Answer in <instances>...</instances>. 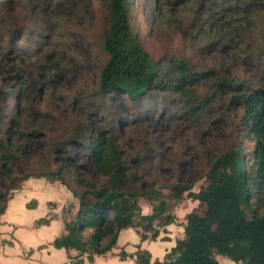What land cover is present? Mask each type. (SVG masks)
<instances>
[{"label": "trees", "instance_id": "trees-1", "mask_svg": "<svg viewBox=\"0 0 264 264\" xmlns=\"http://www.w3.org/2000/svg\"><path fill=\"white\" fill-rule=\"evenodd\" d=\"M53 1L43 0L47 4ZM96 1L107 11L100 36L107 59L100 67L95 91L99 99L95 115L102 126L95 128L86 120L68 125L60 115L50 118L45 147L52 160L46 164L34 162L35 169L28 162L30 146L41 131L24 132L19 122L7 131L0 130V183L4 185V191L0 190V216L5 212L8 193L18 190L24 181L59 182L79 203L65 223V233L52 242L55 249L78 253L75 258L68 255L71 264H82L84 255L91 263L95 256L110 252L121 230L174 224L176 218L167 197L136 172L145 164V155H136L130 163L124 157L115 126L124 127L130 121L108 113L107 102L122 98L158 102V98L170 94L183 105L185 121L191 122L210 110L217 95L227 89L232 100L246 111L238 126L241 140L209 164L205 185L198 192L181 182L168 187L169 199L176 201L186 194L203 204L205 212L185 215V238L176 242L162 262L154 264H218L216 256L234 264H264V57L263 76L252 84L245 79L221 78L213 70L198 72L181 57L153 61L131 30L129 16L134 0ZM10 2L0 0V5L8 6ZM23 34L24 28L9 31L12 49ZM7 68L8 79L22 83L21 68L13 62ZM202 89L210 96H201L198 92ZM79 101L90 102L87 97ZM80 156L87 162L77 161ZM132 182L140 185L132 189ZM139 198L152 203L150 214L141 213ZM30 204L28 208L35 205L34 201ZM71 208L68 206L69 211ZM48 223L41 219L36 225ZM158 236L159 232L152 230L150 236L141 234V239L156 240ZM119 257L125 260L127 256L121 252ZM149 262L148 253H136V264Z\"/></svg>", "mask_w": 264, "mask_h": 264}, {"label": "rangeland", "instance_id": "rangeland-1", "mask_svg": "<svg viewBox=\"0 0 264 264\" xmlns=\"http://www.w3.org/2000/svg\"><path fill=\"white\" fill-rule=\"evenodd\" d=\"M106 12L96 0L51 4L12 0L8 6L0 5V130L19 122L24 132L41 131L30 146L32 169L34 162L52 160L45 147L50 118L60 115L68 125L86 120L95 128L102 126L95 115L99 102L95 91L107 59L100 44ZM129 23L153 61L181 57L198 72L213 70L221 78L245 79L249 84L263 76L264 0H134ZM13 28H24L15 49L7 37ZM12 62L22 70V83L7 77ZM198 93L210 96L206 89ZM82 97L89 104L80 102ZM157 101L122 98L107 102V112L130 121L115 126L124 157L130 163L136 155H145V164L136 172L167 197L180 226L186 214H204L205 206L186 194L176 201L169 199L168 187L181 182L198 192L205 185L209 164L241 140L238 126L246 111L227 89L217 95L210 110L191 122L185 121L183 105L172 95ZM77 161L87 162L81 156ZM139 185L132 182V189ZM0 190L4 191L3 183ZM138 205L143 215L151 213L152 203L139 198ZM152 230L163 228L155 224L139 232L150 236Z\"/></svg>", "mask_w": 264, "mask_h": 264}, {"label": "crops", "instance_id": "crops-1", "mask_svg": "<svg viewBox=\"0 0 264 264\" xmlns=\"http://www.w3.org/2000/svg\"><path fill=\"white\" fill-rule=\"evenodd\" d=\"M32 201L35 205L28 208ZM78 204V199L59 182L24 181L18 190L12 191L0 216V264H71L68 255L75 258L78 253L55 249L52 242L65 233V223L77 211ZM68 206H72L70 211ZM41 219L49 223L36 225ZM175 223L159 231L156 240H142L139 230H121L110 252L95 256L91 263L84 255L82 264H136L138 251L149 254V264L162 262L176 242L185 238V220L180 226ZM121 252L127 256L125 260L120 259ZM215 258L218 264H234Z\"/></svg>", "mask_w": 264, "mask_h": 264}]
</instances>
